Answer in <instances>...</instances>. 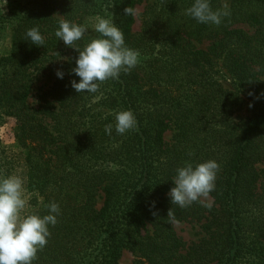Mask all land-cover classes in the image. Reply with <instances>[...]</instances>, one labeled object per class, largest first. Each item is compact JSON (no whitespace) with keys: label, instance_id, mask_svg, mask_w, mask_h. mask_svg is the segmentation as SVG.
<instances>
[{"label":"trees","instance_id":"trees-1","mask_svg":"<svg viewBox=\"0 0 264 264\" xmlns=\"http://www.w3.org/2000/svg\"><path fill=\"white\" fill-rule=\"evenodd\" d=\"M140 2L27 0L12 50L0 59V104L15 119L11 148L25 164L32 205L41 206L29 214H49L52 202L60 208L32 264H115L124 248L138 253L134 264H264V0H209L214 11L228 5L219 26L186 14L195 0H157L135 32L136 15L123 10ZM92 16L113 21L139 62L96 93H77L79 53L55 32L61 19L85 26ZM33 27L43 46L26 36ZM87 33L75 47L101 36ZM213 39L220 54L196 46ZM64 50L63 78L35 107L37 65ZM216 56L238 81L233 89L217 78ZM250 104L253 113L240 119ZM125 110L137 128L119 135L115 114ZM208 160L220 166L214 206L172 205L177 168ZM179 221L202 222L205 237L186 248Z\"/></svg>","mask_w":264,"mask_h":264},{"label":"clouds","instance_id":"clouds-1","mask_svg":"<svg viewBox=\"0 0 264 264\" xmlns=\"http://www.w3.org/2000/svg\"><path fill=\"white\" fill-rule=\"evenodd\" d=\"M227 9L228 5L224 4L223 10L214 11L209 0H195L186 10V14L198 23L219 26L222 18L230 15ZM123 11L125 15H136V9L130 6ZM96 21L94 29L101 36L86 44L83 50L74 45L83 38L87 31L85 26L61 19L55 32L59 40L79 53L75 60L76 67L71 70L80 78L79 82L71 81V86L77 93H96L100 84L109 79H118L122 72L130 73L139 62L140 53L125 45L124 34L113 21L99 16ZM26 36L33 44L43 46L44 38L38 28L27 30ZM56 75L62 79L64 73L57 70ZM115 120V130L119 135L137 128V120L131 110L117 112ZM112 128V124L105 125L106 134L111 135ZM219 168V164L214 160L196 165L186 162L183 167L177 168V175L173 180L175 186L168 193L172 205L186 208L194 202H200L210 209L212 204L204 201L215 190ZM24 193V180L20 176L9 175L0 178V264H32L38 251L43 250L48 243L51 235L48 226H55L58 222L60 208L55 202L47 205L49 214L43 217L34 213L22 215L28 205ZM153 215L157 213L153 212ZM167 217L169 221L174 220L173 208L168 210Z\"/></svg>","mask_w":264,"mask_h":264},{"label":"rangeland","instance_id":"rangeland-1","mask_svg":"<svg viewBox=\"0 0 264 264\" xmlns=\"http://www.w3.org/2000/svg\"><path fill=\"white\" fill-rule=\"evenodd\" d=\"M157 0H142L136 6V23L134 25V31L139 32L142 28L144 15L147 12L150 4ZM227 1V0H226ZM27 0H0V59L7 56L12 50L13 31L16 27L17 21L20 16L25 12ZM96 17H88L85 20V26L87 28V35L95 36L98 32L95 31L94 25L97 22ZM246 29H250V26L244 25ZM196 46L201 49H209L219 51L218 39L205 40L203 42H197ZM66 50L61 51L59 56H55L51 59V62H42L38 64L34 71V92L30 99L35 107L40 105L42 98L45 96V92L49 90L55 82L57 70H60L59 65L62 63L66 56ZM58 53V52H57ZM141 60V59H140ZM216 70L218 72L217 78L221 83L230 89L234 88V84L238 81L231 77L225 68H223L221 59L219 56L215 58ZM221 70V72H220ZM253 113V109L249 106L243 107L238 112L239 118H244ZM14 127L15 119L5 113V109L0 104V178H4L9 175H18L24 180L25 198L28 201L27 207L24 209L22 215H27L31 211L40 210L41 206H33L31 203L30 192L28 191V182L25 164H19L16 161V157L13 154L15 152L11 146L14 143ZM167 137L171 138V133H167ZM4 158L6 161H4ZM203 199V198H202ZM103 200H100L98 208L101 206ZM204 203H211L214 206V199L209 196ZM202 204V203H201ZM203 205V204H202ZM174 229L176 234L181 238L184 246L187 248L195 243H198L205 237L204 229L202 228V222L196 221H179L174 223ZM137 252L130 249H121L117 257L115 264H134L137 260Z\"/></svg>","mask_w":264,"mask_h":264}]
</instances>
